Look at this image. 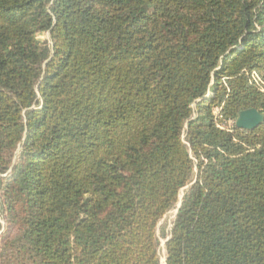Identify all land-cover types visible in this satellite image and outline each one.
Here are the masks:
<instances>
[{"label": "trees", "instance_id": "obj_1", "mask_svg": "<svg viewBox=\"0 0 264 264\" xmlns=\"http://www.w3.org/2000/svg\"><path fill=\"white\" fill-rule=\"evenodd\" d=\"M249 108L264 0H0V264H264Z\"/></svg>", "mask_w": 264, "mask_h": 264}, {"label": "water", "instance_id": "obj_2", "mask_svg": "<svg viewBox=\"0 0 264 264\" xmlns=\"http://www.w3.org/2000/svg\"><path fill=\"white\" fill-rule=\"evenodd\" d=\"M263 122H264V113L255 108H249L240 111L235 120V124L237 127L248 130L258 127Z\"/></svg>", "mask_w": 264, "mask_h": 264}, {"label": "rangeland", "instance_id": "obj_3", "mask_svg": "<svg viewBox=\"0 0 264 264\" xmlns=\"http://www.w3.org/2000/svg\"><path fill=\"white\" fill-rule=\"evenodd\" d=\"M41 38L42 39H44V40H48V38H49V36H48V34L47 33H45V34H43V35H41ZM208 95H211V91H209L208 92ZM175 212V211H174ZM174 212H171V215H169V217H168V221L170 222L171 221V219L174 217ZM0 222L1 223H4L3 222V218H2V216H1V208H0ZM164 242H165V240H163V242H162V245L164 246ZM164 251V250H163ZM165 263V259H164V257L162 258V260H161V264H164Z\"/></svg>", "mask_w": 264, "mask_h": 264}]
</instances>
